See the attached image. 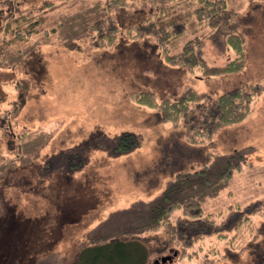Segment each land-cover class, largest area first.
<instances>
[{
  "label": "rangeland",
  "instance_id": "374dc122",
  "mask_svg": "<svg viewBox=\"0 0 264 264\" xmlns=\"http://www.w3.org/2000/svg\"><path fill=\"white\" fill-rule=\"evenodd\" d=\"M113 1L0 0V264H126L93 263L96 248L134 241L148 253L147 263L156 264L171 255L164 249L166 235L140 226L181 171L180 179L203 170L197 176L211 182L179 184L170 198L194 197L205 213L264 199V92L244 120L197 146L184 143L183 126L160 122L155 110L129 98L147 88L161 99L187 87L216 97L264 84V0H225L238 14L244 66L209 77L165 67L144 41L96 47L89 28ZM151 1L127 0L109 15L123 29L142 19ZM167 1L151 9L175 5L167 16L186 23L171 46L174 53L207 28L195 21L190 0ZM9 13L11 20H4ZM202 51L210 65L233 58L212 38ZM124 132L135 135L139 146L117 153ZM228 163L241 169L215 179ZM251 226L224 239L207 237L191 258L166 264H251L255 246L264 241V216H253ZM258 228L262 232L252 236ZM125 231L134 233L122 238Z\"/></svg>",
  "mask_w": 264,
  "mask_h": 264
},
{
  "label": "trees",
  "instance_id": "16d2710c",
  "mask_svg": "<svg viewBox=\"0 0 264 264\" xmlns=\"http://www.w3.org/2000/svg\"><path fill=\"white\" fill-rule=\"evenodd\" d=\"M173 1L168 0L167 2ZM190 1L195 5L193 9L195 21L206 27L207 32L187 40L180 50L174 53L171 51V46L174 45V41L185 34L187 25L183 21L167 16L168 10H171L175 5L165 4V7L161 6L162 8H159L157 12H153L154 9H151V5L154 6L156 2L162 4L164 0H153L151 3L145 4L142 11L143 18L138 23L129 24L123 29L112 21L109 9L116 6L122 8L126 5L127 0H115L106 7V15L95 20L90 26L88 35L94 40L92 43L96 47L106 49L115 48L120 42H131L132 45L141 41L149 43L152 45H149L151 51H156L163 65L175 70L189 73L199 71L201 76L206 77L240 71L244 66L245 41L244 36L237 31L239 27L238 20H236L237 11L227 7L225 0ZM9 14L4 20L8 18L11 20V14ZM2 15L1 12L0 18ZM23 18L25 19V17H21L22 20ZM13 21H17V19ZM38 22L39 20H35L26 32H33V27ZM10 25L11 23H7V29ZM19 31V29L15 30V32ZM119 31L121 32L119 33ZM19 37L23 36L16 35V38ZM209 38L232 51L233 58L224 64L210 65L202 51L205 40ZM263 92L264 84L257 83L249 85L248 88L237 87L216 97L187 87L180 95L163 96L161 99L158 98L157 92L151 88L132 91L129 93V98L133 99L138 106L155 110L160 122L170 124L172 128L183 126L181 134L184 143L197 146L210 140L219 128L244 120L252 112L254 99ZM137 141L135 135L124 132L117 139L114 150L117 153L130 152L139 146ZM234 169L240 170L241 165L235 164L232 167L228 163L223 171L214 175V178L227 179L232 175ZM183 172H178L175 182L162 192L160 198L150 204V221L140 226L147 231L161 230L165 233L164 249L171 251V255H166L169 256V259L163 264L172 262L176 257L191 258L196 254L195 246L207 237L215 236L224 239L230 232H236L244 226L252 230V217L264 216V199L243 207L229 206L226 213L220 211L217 214L205 213L199 201L194 197L179 200L180 197L175 196L172 200L169 196L170 191L177 188L179 184L194 181L205 184L211 182L207 176H197L204 173L203 170L195 172L193 175H183L180 179ZM134 230L136 231L138 228ZM262 230L263 228H258L253 234L251 231V234L255 237ZM130 233L134 232H123L122 238H126L125 235ZM127 244L130 246L126 247L125 242H117L112 246L96 248V257L93 258V263L102 259L106 262L118 260L121 263L124 261L126 264H148V253L143 246L135 244V241ZM251 264H264V241L255 246Z\"/></svg>",
  "mask_w": 264,
  "mask_h": 264
},
{
  "label": "water",
  "instance_id": "95a60500",
  "mask_svg": "<svg viewBox=\"0 0 264 264\" xmlns=\"http://www.w3.org/2000/svg\"><path fill=\"white\" fill-rule=\"evenodd\" d=\"M167 259H169V256L162 257L159 262V264H163ZM155 263H158V261H155Z\"/></svg>",
  "mask_w": 264,
  "mask_h": 264
}]
</instances>
